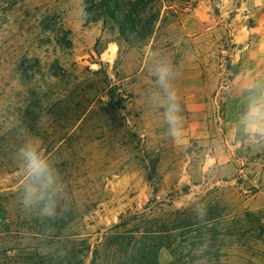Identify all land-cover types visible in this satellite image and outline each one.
I'll use <instances>...</instances> for the list:
<instances>
[{"label":"rangeland","instance_id":"rangeland-1","mask_svg":"<svg viewBox=\"0 0 264 264\" xmlns=\"http://www.w3.org/2000/svg\"><path fill=\"white\" fill-rule=\"evenodd\" d=\"M251 31L264 0H0V264H135L143 247L168 264L147 238L204 209L200 234L226 240L200 263L264 264V136L233 84ZM160 64L179 140L153 103ZM26 142L59 173L53 216L42 190L26 201Z\"/></svg>","mask_w":264,"mask_h":264},{"label":"clouds","instance_id":"clouds-1","mask_svg":"<svg viewBox=\"0 0 264 264\" xmlns=\"http://www.w3.org/2000/svg\"><path fill=\"white\" fill-rule=\"evenodd\" d=\"M156 84L163 91V97L157 96L153 103L163 109L164 121L168 134L173 140H179L183 130L182 107L177 91L174 88L175 79L172 69L167 64H160L156 71ZM246 130L255 131L264 136V94L256 95L250 101L244 114ZM18 155L22 158L24 166L31 180L25 188L26 201H31L38 189L43 194L39 197L42 203V213L46 216L56 214V184L59 173L54 168L44 151L32 142H26L18 149ZM206 216V209L200 213V217Z\"/></svg>","mask_w":264,"mask_h":264},{"label":"trees","instance_id":"trees-1","mask_svg":"<svg viewBox=\"0 0 264 264\" xmlns=\"http://www.w3.org/2000/svg\"><path fill=\"white\" fill-rule=\"evenodd\" d=\"M180 215L182 217L179 219L178 224H173L166 229L159 230L158 232L156 231L151 237L147 238L151 242H156L154 248L157 250V256L160 255L162 250L168 249L172 254V261L168 264H202L203 260L204 262L205 260L207 262L212 260L219 262L218 257L209 255L205 256L203 254L207 255L209 250H218L221 246L225 247L224 243L226 239H222V236L218 235L215 239L213 238V240H210L200 234L202 229H209L212 228V226L214 227V221L201 218L200 213L192 214L190 210L184 211ZM240 228L239 239H241L243 244L246 245L244 240L248 238L252 231L247 225H241ZM132 239L134 240L135 237ZM131 243L132 242H129L128 246H131ZM133 248L134 247H132V249ZM152 249V247H149L148 250L146 247L141 248L140 254L138 252L139 255H136L133 258L135 264H153L148 255L149 250ZM196 251L201 255L200 257H196ZM212 257L215 259H212ZM200 261H202V263H200Z\"/></svg>","mask_w":264,"mask_h":264},{"label":"crops","instance_id":"crops-1","mask_svg":"<svg viewBox=\"0 0 264 264\" xmlns=\"http://www.w3.org/2000/svg\"><path fill=\"white\" fill-rule=\"evenodd\" d=\"M252 39L241 45L239 52L245 61L244 70L235 76L234 92L242 99L264 94V31H251Z\"/></svg>","mask_w":264,"mask_h":264}]
</instances>
